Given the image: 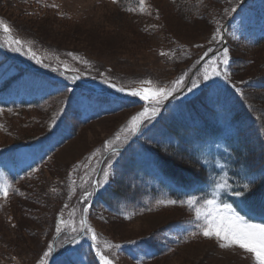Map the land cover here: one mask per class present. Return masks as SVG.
Segmentation results:
<instances>
[{
  "label": "rangeland",
  "instance_id": "obj_1",
  "mask_svg": "<svg viewBox=\"0 0 264 264\" xmlns=\"http://www.w3.org/2000/svg\"><path fill=\"white\" fill-rule=\"evenodd\" d=\"M223 1L218 0L219 11H212L207 17L191 21L182 13V7L179 8L174 2L148 0L151 12L153 10L155 15L142 26L141 21L145 19L141 15L125 12L117 3H113V0H52V3L58 6L56 8L34 6L30 0H16L23 7H18L15 3L0 4V14L12 21L14 28L12 33L2 34L3 41L8 45L10 39L23 40L43 58L44 63L50 65L45 68L28 56L14 52L18 58H27L29 61L22 66L24 76L13 83L8 92H3L7 90L4 87L8 86L17 70L9 67V62L0 61V100L15 99L0 111V147L20 146L16 151L24 166L36 160L38 161L35 164L43 162L58 148L49 161L25 179L16 195L8 196L7 199L0 197V264H37L49 242L61 245V240L66 237L64 226L60 236H57L52 228L54 224L59 223L61 215L68 224L67 229L71 231L72 227H79L83 212L79 210L78 198L81 191L87 187V180L100 159L98 157L106 152L103 148L105 140L113 137L132 115L142 110L136 109L94 121L81 128L79 135L71 140H67L63 130L58 129L42 140L31 141L37 135L54 129L55 125L59 126L58 119L55 125H50L54 117L59 118L67 95L51 99L38 110L17 111L21 99H46L54 90V84L63 81L62 77L76 74L71 73L69 69L82 71V74L89 78L102 80L108 77L112 82L126 88L140 87L138 82L143 79H151L160 86L170 85L171 81L185 73L186 83L195 70L189 69V64L196 61L199 65L212 53L204 55L205 50L216 43L211 41V37L217 27V21L221 26L226 17L224 10L228 8V4ZM41 8L40 13L38 9ZM21 9L27 15L22 14ZM230 24L226 33L228 66L236 55L245 58L248 64L244 72L234 76L235 82L241 85L264 73V44H254L258 37L248 34H264V0H251L248 6L239 8ZM152 25L156 27L153 28ZM223 26L222 24V29ZM94 29H102L106 34L91 33ZM169 50L174 52L175 56L170 58L160 55L161 51ZM69 53L80 59H74ZM29 70L52 72V75L46 77L50 83H43L38 77L28 73ZM234 78L230 75L231 80ZM214 79L215 77H212L209 80ZM218 102V109L225 115L229 94L224 88L219 89ZM101 106L103 105L100 104L99 107ZM173 109L180 112L178 105H174ZM61 121L64 123V119ZM205 122L211 124L212 120L205 119ZM193 131L199 132L201 129L195 128ZM194 135L188 136L191 145L198 140ZM202 139L203 137L199 141ZM255 141L257 143L253 147L258 149V141ZM226 148L227 144L222 139L200 142L205 162L214 169L211 191L218 182L229 183ZM97 149L100 151L96 152ZM221 150L225 152L224 158L217 157ZM94 152L96 155L93 156ZM10 169H13L10 165L0 168V184L6 181V173ZM111 180L110 170L109 182L104 186H109ZM25 190L27 193L30 190L28 198L23 196ZM224 194L222 192L221 199ZM24 204L31 205L34 211H25L27 208L23 209ZM23 213L29 221L24 220ZM243 215L258 222V219L248 212ZM193 217L194 213L186 206H170L131 219L97 209L89 212V219L87 215L102 246L106 240L122 247L131 244L128 241L146 239L151 233L159 230L158 235H161L162 242L175 251L140 264H253L251 257L238 248L222 249L214 239L204 237L190 239V226L195 225L192 222ZM57 238H60V241L56 242ZM176 238L183 240L176 242ZM71 246L75 248L70 250H77V245ZM119 249L106 251L113 256L116 264H134L125 255L126 252Z\"/></svg>",
  "mask_w": 264,
  "mask_h": 264
},
{
  "label": "trees",
  "instance_id": "obj_2",
  "mask_svg": "<svg viewBox=\"0 0 264 264\" xmlns=\"http://www.w3.org/2000/svg\"><path fill=\"white\" fill-rule=\"evenodd\" d=\"M168 1L176 3L179 8L182 7V13L185 17L190 18L191 21L204 18V16L207 17L210 12L220 10L218 0ZM241 1L224 0L223 2H226L228 8H231L238 5ZM30 2L34 6H44L45 8L49 7L46 5L54 4L52 0H49V2L30 0ZM1 3L7 5H14L15 3L18 7L22 6L16 0H0ZM137 3L138 0H119L117 4L125 12L141 15L145 20H142L140 25H146L150 19L154 18L155 12L152 10L151 15H149L139 12H129L127 10L128 8L136 7ZM38 11L41 13L42 8L38 9ZM22 14L27 15L23 11ZM29 15L31 16L32 14ZM230 15L224 18L221 26L222 24L224 25ZM0 16L14 30L12 21L3 14H0ZM38 18H40V15ZM96 32L106 34L102 29H94L91 33L96 34ZM2 34L3 31L0 29V61L1 63L9 62V67H14L17 70V73L13 74L14 78L7 84L8 86L4 87L5 89H9L13 83L19 81L24 76L22 66L29 59L18 58L3 41ZM96 36L101 37L100 35ZM222 44V41H217L207 48L204 53H211L219 49ZM254 44H264V38H258ZM210 48L212 51H209ZM220 54L218 53L214 56H219ZM213 57L205 62L192 78V80L200 79V86L191 93L186 91L177 100L173 101L170 106L160 111L154 121L147 124L141 133L132 137V142L130 143L129 141L124 146V150H120L121 154L119 157L111 158V153L108 151L102 156L100 154L101 157H98L100 159L95 170L87 180V187L81 191L78 198L80 212H82V209L86 205L92 203L88 208V219L89 212L93 209L103 210L120 217H135L155 213L170 206H186L179 203L175 205H158L157 201L160 200L173 199L179 201L187 199L189 195L207 198L209 192L205 189V186L211 184L213 179L210 178L209 169L203 162L200 152V142L222 135L225 130L224 124H229L234 130L232 137L229 138L231 150L230 170L231 181L234 184L233 188L247 183L253 176L256 177L257 184L264 180V73L238 85L235 82L234 76L244 72L248 64L245 58L236 55L232 64L227 66L229 79L225 80L223 75H221L215 77L214 80L204 81L201 74L206 67L205 64H209ZM197 64L198 62L192 61L189 64V69H196ZM191 66L194 67L192 68ZM69 71L82 77L75 85L72 84L71 80L61 76L63 81L56 83L54 90L49 94L47 93L48 97L46 99L43 98L31 102L23 101L16 108L17 111L38 110L51 99L67 95L61 106L64 111L60 112L61 114L59 113V126L55 125L54 129L37 135L31 141L42 140L54 134L58 129H62L63 133L67 135L66 139L71 140L79 135L81 128L94 121L144 107V102L139 98L124 93H117L114 89H110L107 85L103 84L102 80L86 77L82 74V71L77 69L75 71L74 69H69ZM28 73L44 80L46 83H50L46 77L53 74L45 70L42 72L29 70ZM230 75L234 80L230 79ZM220 86L225 87L226 92L229 94V104L226 106L225 115L218 109ZM237 88L241 91L237 92ZM68 89H73V91H68ZM98 91H102L103 93H97ZM258 92H262L263 94H258ZM93 93L97 94L93 95ZM100 104L103 106L99 107ZM173 104L178 105L180 112L173 109ZM7 107V104H1L0 110L3 111ZM62 119H64V123H62ZM205 119H211L212 123L205 122ZM195 128L201 129V131L194 132L193 129ZM191 134H195L194 136L198 138L196 142H192V145L188 141V136ZM202 137L203 139L199 141ZM255 140L258 141V149L253 147L257 143ZM9 149L0 147V151L3 152ZM57 150L58 148L50 153L43 162L28 168L22 177L11 181L9 183V196L16 195L19 186L24 184L25 179L49 161ZM110 158L112 159V166L110 168L112 180L109 186H103L95 193L93 186L94 177L101 166L97 180L102 178V169L108 167L107 162ZM84 191L94 192V195L89 198L87 204L81 200ZM29 193L30 190L28 193L25 190L23 194L24 198H28ZM32 196H35V191H33ZM238 199L233 197L234 201L229 199L228 202L233 203V206L237 207L239 211L240 208L236 203ZM31 205H36V203H31ZM31 205L24 204L22 207L23 209L27 208L24 209L25 211L33 212L34 209ZM249 211L264 217V207H261L258 203H253ZM22 217H24L25 221L30 220L24 213ZM56 225L54 224L52 227L55 231ZM67 226L68 224L66 227L64 226V231H66L64 233L66 236H70L73 233L67 229L69 228ZM193 231H196L195 225L190 226V233ZM158 232L159 230L153 234L151 233L146 239H141L135 244L123 245L119 250L126 252L125 255L134 264H140L143 261H154L174 252L175 250H171V246L162 242L161 235H158ZM200 237L202 236L198 238ZM181 240L183 239L176 240V242H180ZM81 241L77 245V250L64 252L53 264H79L82 261L85 264H100L99 259L95 256V250L90 247L91 240L85 238ZM104 251L105 254H108L106 249ZM108 255L113 258L112 255ZM114 263L116 264L115 259Z\"/></svg>",
  "mask_w": 264,
  "mask_h": 264
},
{
  "label": "snow or ice",
  "instance_id": "obj_3",
  "mask_svg": "<svg viewBox=\"0 0 264 264\" xmlns=\"http://www.w3.org/2000/svg\"><path fill=\"white\" fill-rule=\"evenodd\" d=\"M113 3H119V0H113ZM49 7L56 8V4L46 5ZM239 5L224 10V15L228 16L231 13L237 11ZM129 12H139L141 14L151 15V5L148 0H138L137 6L128 8ZM151 27L155 28L156 25ZM0 29L3 33L10 34L13 29L7 24L2 18H0ZM223 29L219 26L217 21V27L212 34L211 41L217 42L223 40ZM11 51L18 52L29 57L35 61L36 64H40L47 68L50 65L44 63L43 58L40 57L32 47L28 46L23 40L10 39L7 45ZM196 47H202V45H196ZM209 51H212L210 48ZM208 53H204L206 56ZM68 55L73 56L72 53ZM161 56L173 57L175 53L171 50L161 51ZM74 59H80L79 57L73 56ZM87 63V61H84ZM229 65V49L223 48L222 53L219 56H214L210 61L209 66H206L203 72V80L207 81L212 77L223 75L224 79H229V73L227 66ZM223 66V67H221ZM209 67L211 71H209ZM57 69H53L56 71ZM75 71V70H74ZM64 75V73H61ZM185 74H181L178 78L170 82V85L160 86L158 83L151 79H143L138 83L140 87L126 88L120 86L115 82H112L110 78L104 77L102 83L107 85L110 89H114L117 93H124L126 95L137 97L144 102L142 110L132 115L127 122L120 127V129L113 135V137L105 140L103 148L111 153V158L120 156V149L124 147L132 137L141 133L142 130L154 121L159 115L164 102L170 97H175V94L182 93L185 89ZM71 80L72 84L75 85L82 77L79 74L65 77ZM200 79L191 80V84L187 87V92L191 93L193 90L200 86ZM235 87V85H234ZM73 91V89H68ZM237 92L241 90L236 89ZM2 111V110H0ZM63 108L60 109L62 113ZM58 117H54L51 121V125H55ZM97 149L96 152H99ZM94 152L92 155H96ZM108 160V167L102 169L103 176L94 182L96 189L102 188L109 182L110 168L112 166V159ZM10 185L7 181L0 184V197L7 199L9 196ZM15 191V190H13ZM55 191V189H53ZM229 194L232 197L239 198L237 207L233 206V203H229L226 200L221 199V194ZM94 195V192L84 191L81 200L87 204L89 198ZM186 205L190 211L194 213L193 223L195 224L196 231L190 234V239L202 236L207 239H214L218 247L222 249H240L248 256L251 257L253 264H264V222H254L253 219L248 218L246 215H242V212H247L253 203H258L261 207H264V180L259 184L256 182V177H251L247 183L237 185L233 188L227 181L218 182L214 185L213 190L208 194V197H197L196 195H189L184 200H160L157 204L163 205H175V204ZM151 211V209H149ZM83 215L79 221V227H72L70 236H66L64 244L67 245H78L82 239L88 238L91 240L90 247L95 250V256L99 259L100 264H114V259L108 254H105L104 249H119V244H112L109 241H104L103 246L100 245L96 230L91 226L87 219L88 207L85 206L82 209ZM126 219H131L130 216H125ZM67 222L62 218L56 225V234L60 236L63 233V227L66 226ZM128 243L135 244L136 241H128ZM63 247V245H61ZM55 251L54 244L49 242L45 251H43L41 258L37 261V264H49V260L53 258Z\"/></svg>",
  "mask_w": 264,
  "mask_h": 264
},
{
  "label": "water",
  "instance_id": "obj_4",
  "mask_svg": "<svg viewBox=\"0 0 264 264\" xmlns=\"http://www.w3.org/2000/svg\"><path fill=\"white\" fill-rule=\"evenodd\" d=\"M178 94H176L175 96H177Z\"/></svg>",
  "mask_w": 264,
  "mask_h": 264
}]
</instances>
